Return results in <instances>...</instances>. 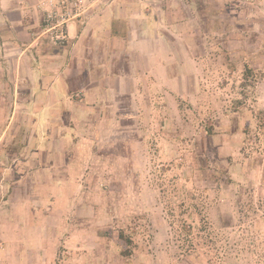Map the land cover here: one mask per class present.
Returning <instances> with one entry per match:
<instances>
[{"label": "rangeland", "instance_id": "rangeland-1", "mask_svg": "<svg viewBox=\"0 0 264 264\" xmlns=\"http://www.w3.org/2000/svg\"><path fill=\"white\" fill-rule=\"evenodd\" d=\"M105 1L83 0L78 19ZM123 1L128 11L137 9V0ZM159 2L167 11L161 28L169 31L168 72L158 55L156 87L137 78L118 89L110 81L94 111L72 102L84 97L75 96L80 81L70 80L71 95L56 110L64 134L53 143L56 195L52 183H40L46 214L33 216L40 229L29 230L20 207L11 214L7 197L1 200L0 187V264H264V129L257 121L264 107V0ZM57 4H42L44 42L52 47L68 45L66 30L65 39L51 40L60 30L46 15ZM114 58L120 72L132 59ZM35 125L17 115L3 142L31 143L25 128ZM189 216L211 235H200L195 251L175 232L177 220L191 222ZM119 231L134 232L126 260L114 243Z\"/></svg>", "mask_w": 264, "mask_h": 264}, {"label": "crops", "instance_id": "crops-1", "mask_svg": "<svg viewBox=\"0 0 264 264\" xmlns=\"http://www.w3.org/2000/svg\"><path fill=\"white\" fill-rule=\"evenodd\" d=\"M159 1L137 0L132 6L137 7L134 11H128L131 6L128 1H105L87 20L77 19L68 25L67 46L52 47L44 42L42 33L43 0H0V104H9L5 112L0 108V187L6 194L1 200L7 197L5 203L10 204L11 214L17 213L13 208L20 207L29 230L40 229V225L36 227L33 223V216L46 214L41 205L47 199L40 183H52L55 196L56 182H60L54 169L59 147L53 143L57 135L64 134L56 122L61 118L56 110L58 103L71 95L70 80L80 81L75 96L84 97L72 102L94 111L102 108L101 97L113 88L110 81L118 89L123 80L135 83L137 78L156 87L158 55L165 56L162 69L168 72L172 65L167 58L169 31L161 28L163 20H167V11ZM118 56L132 58L122 72L120 62L114 58ZM18 103L25 104V108L16 110ZM259 109L264 111L263 106ZM89 114L86 110L74 116L78 121ZM17 115L36 125L25 128L31 131V143L17 142L14 148V144L6 145L3 139L10 133ZM45 120L46 124L42 123ZM72 132L69 127L66 135ZM30 151L31 156L24 157ZM44 155H48L47 160ZM17 194L20 197L15 200L13 196Z\"/></svg>", "mask_w": 264, "mask_h": 264}, {"label": "trees", "instance_id": "trees-1", "mask_svg": "<svg viewBox=\"0 0 264 264\" xmlns=\"http://www.w3.org/2000/svg\"><path fill=\"white\" fill-rule=\"evenodd\" d=\"M259 117L257 116V121L260 127L264 129V111L258 113ZM210 133L207 132V135ZM205 192V190H204ZM194 208H197L198 204L192 205ZM205 203H201V207L205 208ZM188 220H192V217L189 216ZM178 222V229L175 231L177 233V238H180L184 243L187 244V249L193 251L196 249L197 244L195 241L200 235L204 234L206 239L210 238L211 235L207 232L209 229L207 225H200L199 222L196 220H192L191 222L187 220H177ZM134 232H126V231H119L114 238V243L119 250V256L123 259H129L133 255L134 251V242H133ZM189 251V252H190ZM195 251V250H194ZM188 252V253H189Z\"/></svg>", "mask_w": 264, "mask_h": 264}, {"label": "built area", "instance_id": "built-area-1", "mask_svg": "<svg viewBox=\"0 0 264 264\" xmlns=\"http://www.w3.org/2000/svg\"><path fill=\"white\" fill-rule=\"evenodd\" d=\"M82 3L83 0H58L56 8L46 15V21L52 24L51 29L59 28L60 30V33L55 34L51 40L66 38L69 23L77 20L83 13L80 11ZM51 29L48 31H51Z\"/></svg>", "mask_w": 264, "mask_h": 264}]
</instances>
